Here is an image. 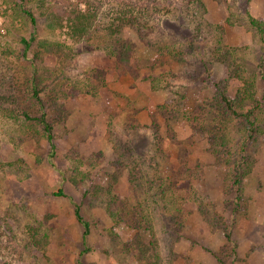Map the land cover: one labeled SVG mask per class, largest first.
I'll use <instances>...</instances> for the list:
<instances>
[{"label": "rangeland", "instance_id": "374dc122", "mask_svg": "<svg viewBox=\"0 0 264 264\" xmlns=\"http://www.w3.org/2000/svg\"><path fill=\"white\" fill-rule=\"evenodd\" d=\"M90 1L102 22L131 3L144 5L140 0ZM67 2L0 0V80L5 74L37 70L45 77L53 71L60 85L79 88L68 101L72 115L55 124V149L41 127L0 113V264H142L125 251L132 231L115 227L110 217L108 204L115 195L146 205L162 264H264V136L251 147L253 164L244 169L239 194L225 196L215 177L192 185L177 180L173 177L177 151L162 150L152 116L164 101V89L179 80L146 63L137 77L113 74L115 60L108 53L113 41L108 35L96 33L90 40L75 41L68 27L51 29L47 8ZM204 2L205 7H193L189 17L177 10L171 14L163 10L160 15L180 31L181 39L175 40L179 48L193 38L196 26L203 25L208 40L190 58L199 62V83L209 82V70L220 78L228 74L224 67L210 65L217 43L212 28L220 24L227 26L224 42L236 50V62L245 76H259L264 42L250 18L264 21V0ZM81 7L85 10L88 4ZM123 36L147 55L135 31L127 28ZM35 38L26 54V42ZM44 40L71 46L74 58L64 62L46 53L39 45ZM154 74L160 76L155 79L157 91L150 81ZM257 94L264 96L262 78L257 79ZM53 115L56 120L63 116ZM172 125L177 138L185 142L190 127L182 121ZM162 132L166 135L165 129ZM196 157L206 159L202 150ZM135 167L141 173L130 182ZM61 189L65 195H56ZM230 202L237 207L234 216L227 206ZM77 204L91 228L87 246L85 228L75 213ZM86 247L89 251L82 256Z\"/></svg>", "mask_w": 264, "mask_h": 264}, {"label": "trees", "instance_id": "16d2710c", "mask_svg": "<svg viewBox=\"0 0 264 264\" xmlns=\"http://www.w3.org/2000/svg\"><path fill=\"white\" fill-rule=\"evenodd\" d=\"M140 1L144 2L143 6L131 3L130 8L117 11L113 14L115 18L107 22H102L96 6L89 0H69L59 8H47V16L51 29L63 30L68 27V34L75 41L90 40L96 33H105L112 38L108 53L115 60L113 74L118 77H137L143 63H146L153 70L166 71L163 74L165 77L172 76L174 80H179L164 89V101L157 106L152 116L162 150L177 151L173 156L177 165L173 177H178L179 181L185 179L191 185L194 181L215 177L222 182V193L225 196L229 198L234 193L239 194L244 169L253 164L251 147L263 140L264 136V96L259 98L257 94V79L264 80V59L259 66V76H245L241 65L236 62V50L224 42L227 26L220 24L212 28L217 43L211 52L210 65L224 67L228 74L220 78L209 70V82L201 84L199 81L202 76L197 67L199 62L196 59L190 61V58L194 57L198 45L208 40L203 25L196 26L192 32L193 38L183 48H179L175 40L181 39L180 31L168 26L165 18L160 15L163 10L168 14L177 10L189 17L194 11L193 7H205L204 0ZM84 3L88 4L85 10L81 7ZM31 17L36 24V18L32 14ZM250 23L264 42V21L251 17ZM127 28L138 34L147 55L130 37L124 38L123 31ZM36 40L26 42V54ZM39 45L60 61L69 62L74 58V49L67 44L44 40L39 41ZM38 72L36 70L32 74L27 72L16 76L5 74L1 78L0 113L9 119L41 127L52 149H55V124L72 115L68 101L76 97L79 88L71 90L60 85L57 72L47 71L45 77ZM152 76L150 81L153 90L157 91L159 88L156 87L155 79L160 76ZM51 112L63 116L56 120ZM181 121L190 127L185 142L177 138L172 125ZM164 129L166 135L162 132ZM198 150L203 151L206 159L196 157ZM121 167L125 169L124 164ZM131 172L129 181L134 182L141 171L135 167ZM56 195L64 196L65 193L61 189ZM227 206L231 216H234L237 207L231 202ZM108 211L115 227L122 225L132 231V238L125 244V251L134 255L142 264H162L154 220L143 201L115 195L108 204ZM75 213L85 228L83 243L87 246L90 224L84 220L78 204ZM226 236L231 238L229 233ZM87 251L88 247L81 255Z\"/></svg>", "mask_w": 264, "mask_h": 264}, {"label": "built area", "instance_id": "2783aa9c", "mask_svg": "<svg viewBox=\"0 0 264 264\" xmlns=\"http://www.w3.org/2000/svg\"><path fill=\"white\" fill-rule=\"evenodd\" d=\"M0 12H1V9H0Z\"/></svg>", "mask_w": 264, "mask_h": 264}]
</instances>
